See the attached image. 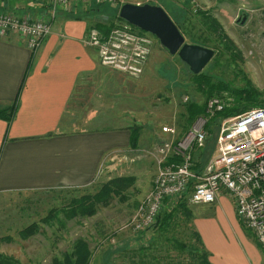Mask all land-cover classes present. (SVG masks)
I'll list each match as a JSON object with an SVG mask.
<instances>
[{
  "label": "rangeland",
  "instance_id": "obj_1",
  "mask_svg": "<svg viewBox=\"0 0 264 264\" xmlns=\"http://www.w3.org/2000/svg\"><path fill=\"white\" fill-rule=\"evenodd\" d=\"M194 1L195 4L191 5L189 0H110L111 3H107V7L111 14L106 13L103 25H124V22L117 18L121 6L139 3L161 7L173 23L182 26L187 22L188 29L197 34L200 29V16L204 14L202 9L209 8L208 12L219 21L220 16H223L221 23L224 25L222 33L225 37L222 45L231 44L230 49L238 58L233 61L225 53L216 55L200 73V77L210 78L213 83L220 82L241 88L245 87L244 76L256 91L257 101L264 105V0H227L219 3L215 0ZM220 9L225 10L219 13ZM243 13L247 14L244 18ZM100 20L102 18L95 22L100 24ZM143 34L152 39V46L140 75L129 77L117 73L120 75L113 77L110 73L116 74L117 71L101 66L104 76L91 81L92 87L100 86L105 89L107 86H113L114 90L115 84L118 86L121 81L119 85L128 100L124 103V111L125 108H130L132 112H127L129 119L122 120L120 131L129 129L131 134L136 133V147H131V136L130 145L118 144L117 150L101 166L96 179L85 188L0 194V255L17 264H52L54 259L62 260L64 253H70L76 240L83 239L91 252L90 264H121L126 261L124 250L148 245L153 238L157 239L160 248L165 247L164 238L155 237L154 229L134 234L131 228L138 207L151 190L148 184H153L157 171L156 162L147 152L162 142L170 144L180 140L193 124L195 117L191 115L188 107L194 106L203 110L210 98L205 96L204 91L197 90V80L177 56L170 55L154 36ZM186 42L188 43V40ZM29 64L31 65V61ZM94 82L97 84L94 85ZM227 93L224 91L214 97H226L229 104L233 99ZM106 96L109 98L108 94ZM77 100L79 102L80 96ZM207 123L210 130L204 147L194 153L198 163L197 171L203 168L215 152V138L219 132L220 121L208 119ZM164 127L172 129L174 133H162L161 129ZM138 136L140 143L137 142ZM137 147L136 152H131ZM117 177L134 178L126 201L115 198L109 206H99L96 214L90 218L68 219L61 215V209L69 206L71 200L92 195L102 184ZM143 187L148 189L144 192ZM183 197L187 199L191 221L196 205L191 204L189 195L181 198ZM183 218L177 223L175 221V226L165 234L166 238L187 242L186 236H189L190 232L182 221ZM57 220L62 224H58ZM32 223L37 224L38 231L26 240L20 239L17 233ZM177 255L171 253L175 260H178Z\"/></svg>",
  "mask_w": 264,
  "mask_h": 264
},
{
  "label": "crops",
  "instance_id": "obj_2",
  "mask_svg": "<svg viewBox=\"0 0 264 264\" xmlns=\"http://www.w3.org/2000/svg\"><path fill=\"white\" fill-rule=\"evenodd\" d=\"M46 5V0H0V12L47 19ZM208 9L202 13L212 16ZM98 13L89 6L61 12L50 21V35L33 53L19 35H0V112L16 107L10 123L0 118V194L85 188L118 144L130 145L131 130L120 131L122 120L129 119L127 112H132L124 111L128 100L121 81L115 84L116 91L113 86H91L105 74L97 52L85 45L95 21L106 19V14ZM213 18L223 28V16L221 21ZM193 215L209 264H264L263 249L227 196L220 194L213 204L196 206Z\"/></svg>",
  "mask_w": 264,
  "mask_h": 264
},
{
  "label": "built area",
  "instance_id": "obj_3",
  "mask_svg": "<svg viewBox=\"0 0 264 264\" xmlns=\"http://www.w3.org/2000/svg\"><path fill=\"white\" fill-rule=\"evenodd\" d=\"M110 0H46L47 19H30L11 12H0V35L17 34L35 52L51 33L50 21L59 12H71L77 4L88 6ZM145 33V32H143ZM124 22L108 32L88 31L85 45L97 52L103 68L137 77L144 69L152 39ZM228 105L226 97H212L205 105V116L198 118L177 142H162L147 152L156 162L152 188L132 220L134 234L152 229L165 199L181 198L192 184L189 201L211 205L218 195L227 196L236 215L255 237L264 252V107L250 109L223 119L215 140V152L197 171L194 153L202 150L207 138L205 124ZM164 134L174 131L164 127Z\"/></svg>",
  "mask_w": 264,
  "mask_h": 264
},
{
  "label": "trees",
  "instance_id": "obj_4",
  "mask_svg": "<svg viewBox=\"0 0 264 264\" xmlns=\"http://www.w3.org/2000/svg\"><path fill=\"white\" fill-rule=\"evenodd\" d=\"M215 1L222 2L227 0ZM80 5L81 4H77V7H79ZM88 6L92 7L93 10H96L103 15L106 13L111 14L109 7H107L109 6V4L107 3L100 4L95 1H92V3ZM117 18L120 21H123L119 17ZM102 23H96V26L94 28L102 32H108L109 29L107 30V28L113 26V24H110L109 26H104ZM186 23L187 22H184L182 26H178L176 23H174L180 31L181 35L184 37L185 42L186 40H188V44L198 45L213 50L214 57L216 55L220 56L225 53L227 57L232 58L233 61L235 58H238L237 55L232 53V49H230L231 44L222 45L224 43L223 39L225 37L222 33V27L219 25L217 20L210 16L208 13L202 14L200 16V29L198 30L199 33L197 34L191 32L188 29V23L185 27L184 25ZM27 71H29V67ZM192 76L195 78V80L199 82L197 83L196 81L195 84L197 90L201 92L204 91L205 96L207 98H212L226 91L228 92L227 95H229L233 99L231 103H229L222 112H220L210 120L217 119L221 123L223 119L238 116L250 109L264 107V105H262V102L257 101L258 96L257 94H255L256 91L253 90L250 81L244 76L243 85L245 87L241 88H236L232 85H223L220 82L213 83L211 82L212 80L210 78L207 79L206 77H200V74H192ZM15 108L16 107L14 106L11 107L9 113H7V111H1L0 118L10 123L15 114ZM188 108L189 110H191V115L195 116L193 118L194 121H192L193 123L198 118L205 116V106L203 110H200L199 108L194 106H189ZM209 128L210 126L207 123L205 126V130L207 133L208 130H210ZM136 138L137 134L133 132L131 134L132 148L136 147ZM194 161L196 162L195 157ZM133 180L134 178L132 177L112 178L108 182L102 184L94 194L84 195L80 198L71 200L69 206L64 209H61L60 213L62 212L61 215L64 216V218L68 219L74 217L90 218L96 214L97 208L99 206L107 207L115 198H119L122 202L126 201L129 193L128 191L133 186ZM190 186L192 187V184H190ZM190 186L188 192L184 194L189 195V197L191 192ZM181 215L184 216V218ZM190 217L191 212L187 209L186 198H179L176 201L171 199H165L161 212L157 218L156 224L152 229L156 231V234L154 235L155 237L160 236L164 238L163 241L165 243V247L167 248H160L157 245V239L153 238V240L150 241L148 245L140 246V248H136L133 250H124L123 252L126 261L122 262L121 264H209L207 259L208 255L202 249L200 238L193 227V220L190 221ZM181 218L184 219L182 221L185 223V225L188 226V231L190 232L189 236H186L187 242L184 243H182L181 241L179 242L174 238L170 240L165 237V234L168 232V230L172 226H175V221L177 223L180 221ZM185 218L187 221L185 220ZM57 223L62 224L60 220H57ZM37 231V224L32 223L20 230L17 235L18 237H20V239L26 240L29 237H32ZM171 253H177L178 260L173 259ZM90 260L91 252L89 250L87 242H85L83 239H78L75 241L70 253H64L62 255V260L54 259L52 264H90ZM0 264L17 263L9 258H6L3 255H0Z\"/></svg>",
  "mask_w": 264,
  "mask_h": 264
},
{
  "label": "water",
  "instance_id": "obj_5",
  "mask_svg": "<svg viewBox=\"0 0 264 264\" xmlns=\"http://www.w3.org/2000/svg\"><path fill=\"white\" fill-rule=\"evenodd\" d=\"M118 17L130 26L154 36L193 75L200 74L214 57L213 50L186 43L176 25L159 6L127 3L119 9Z\"/></svg>",
  "mask_w": 264,
  "mask_h": 264
}]
</instances>
